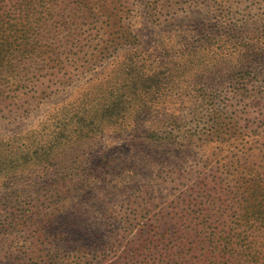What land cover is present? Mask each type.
I'll use <instances>...</instances> for the list:
<instances>
[{
	"label": "rangeland",
	"instance_id": "obj_1",
	"mask_svg": "<svg viewBox=\"0 0 264 264\" xmlns=\"http://www.w3.org/2000/svg\"><path fill=\"white\" fill-rule=\"evenodd\" d=\"M74 6L55 22H78ZM112 7L76 38L78 60L0 79V264H163L188 205L223 211L234 177L264 171V0ZM117 95L126 112L109 122ZM212 105L234 126L204 144Z\"/></svg>",
	"mask_w": 264,
	"mask_h": 264
},
{
	"label": "trees",
	"instance_id": "obj_2",
	"mask_svg": "<svg viewBox=\"0 0 264 264\" xmlns=\"http://www.w3.org/2000/svg\"><path fill=\"white\" fill-rule=\"evenodd\" d=\"M106 1L0 0V79H6L8 74L11 75L10 72L19 68L27 70V66H32L31 63L40 64V73H36L38 75L44 70L55 71L65 67L73 59L78 60L81 51H74V47H78L75 41L86 31L85 26L89 22L96 24L104 16L116 20L117 14L113 12L115 7L105 8ZM71 4L78 8L79 21L74 24L67 16L62 20L57 18L55 22V13L58 15L60 8L63 11ZM106 9L110 10L106 12ZM151 79L139 73L135 85L143 83L147 88H152ZM6 82L9 83L10 79ZM14 82L16 87L11 90L17 91L22 87L21 80ZM138 98L137 112L151 108L152 102L149 104L141 95ZM122 99V96L117 95L109 113L105 112L107 118H114L109 122L124 117L126 108L120 107ZM210 107L206 115L208 119L200 131V140L204 144L217 133H230L234 126L221 123L214 117L218 109L213 105ZM262 167L254 165V173H246L248 178L242 175L233 178L237 188L236 198L232 205H225L223 211L222 206L213 203L212 199L188 205L184 215L178 219L182 230L178 236L173 237L175 243L167 248L169 256H166L163 264H264ZM206 179L204 184L210 183L215 191L223 185L220 175ZM207 205L213 207L214 215L207 211Z\"/></svg>",
	"mask_w": 264,
	"mask_h": 264
}]
</instances>
